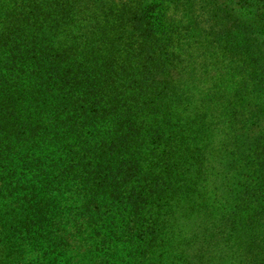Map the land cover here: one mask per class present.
Masks as SVG:
<instances>
[{
  "label": "trees",
  "instance_id": "1",
  "mask_svg": "<svg viewBox=\"0 0 264 264\" xmlns=\"http://www.w3.org/2000/svg\"><path fill=\"white\" fill-rule=\"evenodd\" d=\"M121 2L0 0V264H176L205 233L164 230L161 206L181 175L200 182L210 159L224 171L241 160L242 173L253 164L245 161L252 142L261 139L264 150L263 135L225 157L187 143L196 140L181 135L189 127L154 100L161 94L152 85L167 77L155 55L166 48L167 25L156 6ZM223 2L224 15L237 16L224 17L220 38L228 35L227 49L239 53L226 77L264 111V0ZM115 29L126 34L115 37L126 39L121 48L138 44L133 66L115 61ZM144 111L149 119L139 118ZM154 207L161 214L152 219Z\"/></svg>",
  "mask_w": 264,
  "mask_h": 264
},
{
  "label": "rangeland",
  "instance_id": "2",
  "mask_svg": "<svg viewBox=\"0 0 264 264\" xmlns=\"http://www.w3.org/2000/svg\"><path fill=\"white\" fill-rule=\"evenodd\" d=\"M111 2L118 7L122 3L121 0ZM224 5L223 0H141L140 4L146 10L156 6L154 16H161L160 19L167 25L162 35L166 48L162 46L164 52L158 50L155 54L158 57L160 53L164 63L157 73L167 77L163 82L156 79L157 82L152 85L157 87L155 93L158 96L161 94L154 100L162 111H171L180 121V126L186 130L189 127L181 135L184 139L188 136V140H196L187 143L209 144L216 157H225V154L233 156L245 142L248 144L256 136H264V111L261 109L263 106L258 105L260 100H256L247 89L237 91L235 83L226 77L234 70L232 57L239 53L238 48L232 53L227 49L228 46L232 48L228 35L220 38L226 31L223 28L224 17L237 16L235 10L224 15ZM238 15L250 20L245 13ZM108 32L113 35L110 40L116 47L115 61L127 57L124 60L133 66L132 59L136 61L139 58L135 56L134 48L138 44L130 43L121 48L118 42L125 43L126 39L115 37L123 33L116 29ZM103 35L97 33L96 39ZM123 35L126 37L125 33ZM255 38L262 40L257 35ZM109 47L110 41L106 37V54ZM98 49L101 53V48ZM232 91L238 92L236 96ZM153 94L150 93V96ZM139 98L143 100V96L139 95ZM149 117L146 111L139 115L140 119ZM150 123L145 125L151 126ZM260 141L252 142L256 148H253V154L250 153L251 158L245 161L253 164H247L242 173L238 171L241 160L234 163L236 166L228 167L227 171L214 160H203V168L207 171L203 172L200 182L190 180L188 172L189 180L183 183L184 175H181L182 181L175 183L176 186L180 185L179 191L166 198L161 206L169 223L164 230L176 226L174 233L181 230L185 234L195 230L205 232L196 239L197 244L190 243L193 245L187 248L182 260L177 259L176 264H259L260 259L264 260V181L259 175L264 173V167H258V160L262 158V155H258L263 150ZM168 147L170 145L163 144V148ZM207 149L202 155L207 153ZM252 158L257 159L256 162H252ZM254 167H258L257 171H254ZM220 172L225 177L219 176ZM190 187L196 189L190 192ZM252 191L256 192L254 197ZM157 210L154 207L152 219L161 214L155 212ZM179 250H183V247Z\"/></svg>",
  "mask_w": 264,
  "mask_h": 264
}]
</instances>
